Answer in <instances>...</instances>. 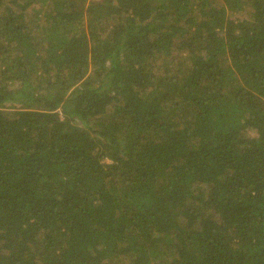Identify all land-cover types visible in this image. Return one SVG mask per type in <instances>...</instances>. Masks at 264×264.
<instances>
[{
  "label": "trees",
  "instance_id": "1",
  "mask_svg": "<svg viewBox=\"0 0 264 264\" xmlns=\"http://www.w3.org/2000/svg\"><path fill=\"white\" fill-rule=\"evenodd\" d=\"M0 264H264V0H0Z\"/></svg>",
  "mask_w": 264,
  "mask_h": 264
},
{
  "label": "rangeland",
  "instance_id": "2",
  "mask_svg": "<svg viewBox=\"0 0 264 264\" xmlns=\"http://www.w3.org/2000/svg\"><path fill=\"white\" fill-rule=\"evenodd\" d=\"M88 1H89V0H88ZM40 5H41V3H40V4H39V3L36 4L37 7H39ZM229 11H230V13H232V14H236V13H239L240 15H241V14H242V15L245 14L243 10L238 11L237 9H235V10L230 9ZM245 15H247V14H245ZM5 104H6L5 107H6V108H9V109H10V108H13V107H20V106H22V103L15 102V101H8V102H6ZM105 161L110 162L111 160H109V159H105Z\"/></svg>",
  "mask_w": 264,
  "mask_h": 264
}]
</instances>
